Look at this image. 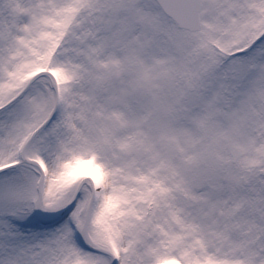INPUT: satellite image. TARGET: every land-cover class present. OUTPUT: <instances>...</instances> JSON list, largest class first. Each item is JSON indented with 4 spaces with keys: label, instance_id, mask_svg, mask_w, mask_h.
<instances>
[{
    "label": "snow or ice",
    "instance_id": "obj_1",
    "mask_svg": "<svg viewBox=\"0 0 264 264\" xmlns=\"http://www.w3.org/2000/svg\"><path fill=\"white\" fill-rule=\"evenodd\" d=\"M0 264H264V0H0Z\"/></svg>",
    "mask_w": 264,
    "mask_h": 264
}]
</instances>
